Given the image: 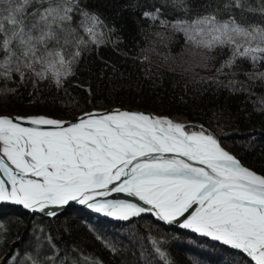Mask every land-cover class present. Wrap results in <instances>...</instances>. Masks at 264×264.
Returning a JSON list of instances; mask_svg holds the SVG:
<instances>
[{
    "label": "snow or ice",
    "instance_id": "obj_1",
    "mask_svg": "<svg viewBox=\"0 0 264 264\" xmlns=\"http://www.w3.org/2000/svg\"><path fill=\"white\" fill-rule=\"evenodd\" d=\"M162 2L188 10V0ZM215 4L208 14L190 22L177 20L171 27L204 50L206 60L213 59L208 53L226 55L218 72L241 59L257 69L264 62V24L247 22L244 12L264 17V5L252 8L247 0ZM232 9L241 10L239 18ZM160 11L144 16L155 21ZM106 36L104 21L82 0H0V81H12L18 74L23 82L31 73L34 86L50 80L61 89L89 44L99 47ZM248 78L264 80V72L254 71ZM13 91L0 89V94ZM187 129L170 118L119 109L84 113L75 121L0 117V204L21 205L48 217L70 202L121 221L149 213L164 224L238 250L248 264H264V176L243 166L202 126ZM114 193L134 197L146 207L108 199ZM151 244L164 264H170L159 242L151 239ZM105 247L113 255L119 252L111 242ZM25 259L39 264L31 255ZM83 260L103 264L92 257Z\"/></svg>",
    "mask_w": 264,
    "mask_h": 264
},
{
    "label": "trees",
    "instance_id": "obj_2",
    "mask_svg": "<svg viewBox=\"0 0 264 264\" xmlns=\"http://www.w3.org/2000/svg\"><path fill=\"white\" fill-rule=\"evenodd\" d=\"M82 4L104 21L106 42L99 47L89 44L74 66L75 74L61 89L50 80L34 86L31 73L23 82L18 74L12 81H0V89L14 90L0 94V113L22 115L31 109L36 116L62 119L94 108L129 106L183 116L209 130L243 165L264 176V111H257L264 109V80L248 78L254 71L264 72L262 64L254 70L247 60L237 61L221 74L218 69L227 56L213 52L208 54L211 60L201 55L204 66L202 62L193 65L187 53L203 50L187 43L184 34L171 27L177 20L190 22L213 11L215 0H188L187 11L165 7L162 0H82ZM262 5L264 0H247L249 7ZM157 8L161 11L155 21L144 16ZM232 11L239 18L241 10ZM254 15L256 23L264 24L259 12H244L247 22ZM78 19L74 17V25ZM162 20L166 23L161 24ZM78 31L83 35L82 29ZM68 50L74 51L71 45ZM0 224L4 226L0 229V263L8 256L2 264H31L27 255L39 264H86L84 257L103 264H164L151 239L159 242L170 264H240L222 258L233 251L148 217L127 226L109 224L74 207L48 218L1 205ZM105 242L114 244L119 252L113 255ZM215 247L221 250L219 255ZM49 256L55 259H47ZM240 260L248 264L243 256Z\"/></svg>",
    "mask_w": 264,
    "mask_h": 264
},
{
    "label": "rangeland",
    "instance_id": "obj_3",
    "mask_svg": "<svg viewBox=\"0 0 264 264\" xmlns=\"http://www.w3.org/2000/svg\"><path fill=\"white\" fill-rule=\"evenodd\" d=\"M256 17L257 16H253L252 18L253 19H250V21L249 22H255V19H256ZM262 19H264V17H262V16H260L259 17V20L260 21H262ZM256 23V22H255ZM200 50H197V49H191V51H189L188 53H187V55H188V57H189V61H192L193 62V65H195V63H199V64H201V62H202V66H204L205 64H204V61L203 60H201L203 57L201 56V55H205L204 54V50H203V52H199ZM225 51H227V50H225ZM209 54V53H208ZM207 54V55H208ZM192 56V57H191ZM242 60H244V59H241V60H239V61H242ZM249 62V61H248ZM249 64L251 65V63L249 62ZM262 64V65H261ZM261 66H263V68H264V63H262L261 62ZM251 67H252V65H251ZM253 68V67H252ZM194 71H195V73L196 74H201V70L200 69H194ZM214 70H212V71H210V72H208V71H206V72H204V73H206V74H210V73H212ZM236 72H241V71H236ZM224 73V72H223ZM223 73H221V74H223ZM116 107H118V108H123V109H134V110H137L136 108H133V107H129V106H125V107H120V106H116ZM116 107H113V108H116ZM111 107H108V108H105V109H110ZM105 109H101V108H94V109H92V110H88V111H83V112H89V111H94V110H105ZM25 110V109H24ZM28 110V108H26V111ZM138 110H142V111H147V110H144V109H142V108H138ZM28 113H26V114H18V115H20V116H23V117H29V116H36V113H34L31 109L30 110H28L27 111ZM82 112V113H83ZM148 113H151V115H154L155 117H161V118H170V119H172V120H174V121H179V122H181V123H184L186 126H188V129L187 130H189V131H198V130H200L201 129V126H199V125H197V126H195V125H193L192 123H189L188 121H186V119L183 117V116H181V117H178V116H165V115H162V114H157V113H155V112H153V111H147ZM82 113H79V114H82ZM0 114H12V113H9V112H7V113H0ZM79 114H76V115H79ZM14 115V114H13ZM18 115H16V116H18ZM40 115H43V114H40ZM44 116V115H43ZM50 118H55V117H50ZM55 119H58L59 120V118H55ZM67 119H69V118H67ZM193 125V126H192ZM204 129V128H203ZM206 131V133H210V134H212L209 130H205ZM216 137V136H215ZM220 142V141H219ZM221 143V146H222V142H220ZM223 148H224V146H222ZM225 150H227L230 154H231V152L226 148ZM233 155V154H232ZM234 156V155H233ZM236 157V156H235ZM237 158V157H236ZM238 159V158H237ZM242 163V162H241ZM243 166H245V165H243ZM246 167V166H245ZM247 168H249V169H251V170H253L254 172H256L255 170H254V168L252 167V166H249V167H247ZM257 173V172H256ZM257 174H259V173H257ZM259 175H261V173L259 174ZM263 176V175H262ZM12 207H14V206H12ZM67 209H69V207H67ZM66 209V210H67ZM66 212V211H65ZM35 214V213H34ZM38 215V214H37ZM87 215H89V214H87ZM91 216V215H90ZM91 217H93V216H91ZM48 218H51V217H48ZM94 218H96V217H94ZM149 218V217H148ZM97 219V218H96ZM139 219H141V218H139ZM99 220V219H98ZM100 220H102V219H100ZM102 221H104V222H107V223H113V224H125V225H127V226H129V224H132V221H136V219H132V220H127V221H121V222H108V221H105V220H102ZM164 226V225H163ZM165 227V226H164ZM168 227V226H167ZM169 228H171V227H169ZM174 229V228H173ZM177 229V228H176ZM175 229V230H176ZM180 230V229H179ZM123 232H126V231H124V230H122ZM125 234V233H124ZM126 236H127V234H125ZM193 235V234H192ZM195 236V235H194ZM197 238L199 237V238H201V239H203L204 241H206L207 243H209V244H214V245H216V247H218V248H225L226 250H228V251H233V253H231V254H225L224 253V255H223V259H226V257L227 258H230V260L231 261H233L234 263H242V261L240 260L241 259V257L243 256L246 260H247V258L244 256V254H242V253H240L239 251H237V250H235V249H230V248H227L226 246H224V245H222V244H220V242L218 243V241H208L207 239H204V238H202V237H200V236H196ZM215 247V250H216V252H217V254L219 255L220 253H221V250H219L218 248H216ZM9 255V254H8ZM248 261V260H247ZM0 264H2V262L0 263Z\"/></svg>",
    "mask_w": 264,
    "mask_h": 264
},
{
    "label": "water",
    "instance_id": "obj_4",
    "mask_svg": "<svg viewBox=\"0 0 264 264\" xmlns=\"http://www.w3.org/2000/svg\"><path fill=\"white\" fill-rule=\"evenodd\" d=\"M115 109H119V110H126V111H130V112H139V113H145V114H150V113H148L147 111H140V110H134V109H123V108H118V107H116V108H113V107H111L110 109H105V110H94V111H89V112H83L82 114H79V115H75V116H73V118H69V119H67V118H62V119H59V120H62V121H75L76 119H77V117H80V116H82L84 113H90V112H97V113H108V112H111V111H113V110H115ZM3 116H6V117H12V118H15V117H23V116H20V115H18V116H16V115H13V114H0V117H3ZM30 117V116H29ZM139 204H141L142 206L141 207H146L145 205H143V203H139ZM1 205H3V206H8V207H12V206H14V207H17V208H20L21 210H25L27 213H32V212H30L29 210H27V209H25V208H23L21 205H13V204H8V203H2V204H0V206ZM67 207H74V208H80L81 210H83V211H85L87 214H89V215H91V216H93V217H96L97 219H102V220H105V221H108V222H121V220H116V219H113V218H111V217H106V216H104V215H102V214H99V213H96V212H93L92 210H90V209H88V208H86L85 206H83V205H79V204H77V203H75V202H70L68 205H66L64 208H62V209H53L54 211H56L57 213H60V212H62V211H66V209H67ZM35 214H38V215H40V216H42V217H48V216H46L45 214H42V213H35ZM143 217H149V218H151L153 221H156L157 223H159V224H161V225H164V226H168V227H171V228H174V229H180V230H182V231H184V232H188V233H190V234H193V235H195V236H200V235H198V234H196V233H193V232H191L190 230H187V229H181V228H179L177 225H167V224H164L162 221H158V220H156L155 219V217L154 216H152L151 214H149V213H145V214H141V216H139V217H132V218H130L129 220H132V219H139V218H143ZM200 237H202V236H200ZM202 238H204V239H207L208 241L210 240H212V239H210V238H208V237H202ZM213 241V240H212ZM221 244V243H220ZM223 245V244H222ZM224 246H226V245H224ZM227 248H230V247H228V246H226ZM231 249V248H230ZM238 251V250H237ZM8 257V256H7ZM7 257H4L3 258V260H2V263H3V261L7 258Z\"/></svg>",
    "mask_w": 264,
    "mask_h": 264
},
{
    "label": "bare ground",
    "instance_id": "obj_5",
    "mask_svg": "<svg viewBox=\"0 0 264 264\" xmlns=\"http://www.w3.org/2000/svg\"><path fill=\"white\" fill-rule=\"evenodd\" d=\"M137 111H138V109H137ZM150 116H154V115H151V113L149 114ZM45 117H47V116H45ZM155 117V116H154ZM161 118V117H160ZM25 126H28V125H25ZM108 199H123V200H129V201H131V202H133V203H137V204H139V203H142V202H140V201H138V200H136L134 197H128V196H125V195H123V194H118V193H114L112 196H110V197H108ZM140 206H142L141 204H140ZM70 208V207H69ZM78 209H80V208H78ZM65 211V210H64ZM64 211H62V212H64ZM61 213V212H60ZM60 213H57V214H60ZM34 214V213H33ZM219 243V242H218ZM210 249V248H209Z\"/></svg>",
    "mask_w": 264,
    "mask_h": 264
}]
</instances>
